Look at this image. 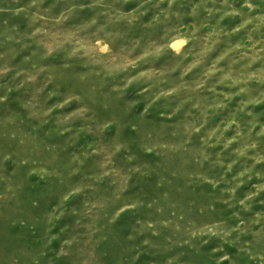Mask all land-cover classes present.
Returning <instances> with one entry per match:
<instances>
[{
  "label": "rangeland",
  "instance_id": "1",
  "mask_svg": "<svg viewBox=\"0 0 264 264\" xmlns=\"http://www.w3.org/2000/svg\"><path fill=\"white\" fill-rule=\"evenodd\" d=\"M0 264H264V0H0Z\"/></svg>",
  "mask_w": 264,
  "mask_h": 264
}]
</instances>
